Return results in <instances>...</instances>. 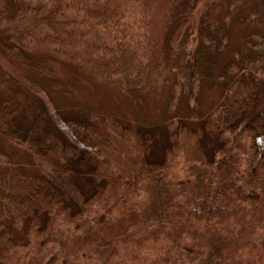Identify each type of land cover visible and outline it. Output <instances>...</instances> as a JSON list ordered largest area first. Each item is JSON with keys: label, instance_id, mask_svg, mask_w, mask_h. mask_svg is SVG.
Returning a JSON list of instances; mask_svg holds the SVG:
<instances>
[{"label": "trees", "instance_id": "trees-1", "mask_svg": "<svg viewBox=\"0 0 264 264\" xmlns=\"http://www.w3.org/2000/svg\"><path fill=\"white\" fill-rule=\"evenodd\" d=\"M249 1L150 0L156 31L134 0H0L12 65L0 62V131L15 155L0 149V264H264V36L246 28L220 66L212 31L263 22L264 0L233 22ZM53 61L135 104L170 87L169 105L208 81L219 96L204 114L163 117L158 150L137 123L54 108L51 93L72 101L81 89Z\"/></svg>", "mask_w": 264, "mask_h": 264}, {"label": "rangeland", "instance_id": "rangeland-1", "mask_svg": "<svg viewBox=\"0 0 264 264\" xmlns=\"http://www.w3.org/2000/svg\"><path fill=\"white\" fill-rule=\"evenodd\" d=\"M135 4L144 8L146 12L149 13L151 18L153 19V27L156 31L161 29V19H162V7L161 3H153L150 0H134ZM109 4L113 7H116L118 4H124L126 0H108ZM115 2V3H114ZM120 2V3H119ZM114 3V4H112ZM252 9V1L250 0L248 4L240 11L236 12L233 16V22L237 21L240 22L239 15L244 18L252 17L251 14ZM229 22L226 25L225 32H218L216 27H212V31L217 38L222 36V44H221V59H220V66L224 59L227 58L229 55V50L231 48H237L239 50V38H243L244 35L247 33L246 37L255 38L264 36V21H257L256 19H252L248 22V24H240L239 25L231 24ZM232 27V28H231ZM247 28V31H246ZM238 35V36H237ZM159 38V35H157ZM245 37V38H246ZM158 42V41H157ZM159 44L163 43L162 35L159 38ZM164 50V49H162ZM241 50L234 52L233 55L235 57H239ZM0 62L6 64L9 69H12V65L8 63L6 60L5 55L2 52L0 46ZM54 62V61H53ZM58 69H61L60 72L66 75L67 79L65 80V87L68 85H75V87H79L81 89L80 94H76L72 101L68 100L71 98H66L60 93H51L49 98L51 99V105L54 108L59 109L57 105H64L66 107V111L70 108V106L74 104L82 103V105L90 106L95 111L107 113L118 117L120 119L126 120L127 122L137 123L142 127H145L151 133H158L157 136H154L152 139V144L154 148H158V150L163 147V144H167L166 138L168 137L167 134V124H163V117L167 116L166 118L174 115V114H184L190 113L192 111H198L199 113L204 114L208 109H210V105L213 101L218 99L219 96V86L217 82L208 81L206 86H203L201 83L200 90L198 89L194 92L191 96H187L189 92L184 87V94L180 91L179 93V100L177 98H172V101L169 105H167V97L168 93H170V87L168 91L166 89L157 90L156 92H151L147 94L146 91L138 92L139 96H143V101L140 104H135L131 97H129L125 93H120L117 88L104 83V82H96L92 81L88 78H85L84 81H76V75L78 72L74 69H69L68 63L63 61L54 62ZM15 70H9L10 72H16L20 75L21 80L27 83L28 79L26 77V73L23 69L15 67ZM216 69V68H215ZM214 69V73H215ZM67 71V72H66ZM88 74V73H87ZM216 74V73H215ZM213 74V76L215 75ZM89 75V74H88ZM173 78L169 76V81L171 82ZM219 82V81H218ZM35 85H38L36 82H33ZM220 83V82H219ZM111 84V83H110ZM71 88V86H70ZM57 94V95H56ZM181 96H184L181 98ZM58 100L56 103L55 100ZM56 105V106H55ZM178 111L180 113H178ZM186 119V118H185ZM157 129L159 131H157ZM160 134V135H159ZM2 133L0 131V149L2 152H7L8 156L15 155L12 152V144L8 142L4 137L1 136ZM160 138V139H159ZM156 154H160L158 151ZM24 157L26 161L27 157L24 153H21V157ZM0 157L3 160H7L5 155L1 153ZM19 157V156H18ZM19 157L17 161L22 162V158ZM5 158V159H4Z\"/></svg>", "mask_w": 264, "mask_h": 264}]
</instances>
